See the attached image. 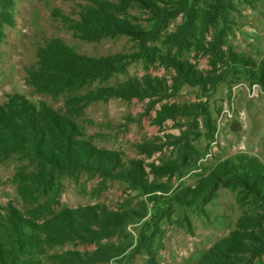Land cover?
<instances>
[{"label": "rangeland", "instance_id": "1", "mask_svg": "<svg viewBox=\"0 0 264 264\" xmlns=\"http://www.w3.org/2000/svg\"><path fill=\"white\" fill-rule=\"evenodd\" d=\"M103 2L117 1L0 0V264H199L229 239L257 244L264 217L250 196L208 179L224 165L264 169V90L224 56L264 63V0H225L222 38L211 29L179 55L206 83L174 88V70L136 59L138 45L128 36L77 37L80 14ZM156 2L200 10L213 0ZM124 17L144 29L154 23L135 5ZM183 20L178 14L166 31ZM52 42L125 70L81 86H50L39 54ZM149 46L170 52L161 42ZM128 83L139 85L137 95L106 96ZM177 105L183 113L158 114ZM50 114L68 123L78 146L111 156L109 172L90 169L94 161L60 168L44 160L47 137L33 142L26 127L52 131ZM236 255L237 264H264V251Z\"/></svg>", "mask_w": 264, "mask_h": 264}, {"label": "trees", "instance_id": "2", "mask_svg": "<svg viewBox=\"0 0 264 264\" xmlns=\"http://www.w3.org/2000/svg\"><path fill=\"white\" fill-rule=\"evenodd\" d=\"M116 1V3H99L98 6L87 8L82 12L79 20L72 26L77 37L88 42H97L105 37L126 35L138 45L136 59L142 60L146 64L158 62L174 70L172 88L184 83L193 82L198 85L206 83L203 74L195 70L189 61L181 59L179 55L188 51L192 46H196L199 38L209 33L211 29L216 35H219L220 39L222 38L218 28L219 18L224 7L229 6V2L213 0V3L200 10L193 7L165 10L158 7L156 0ZM133 5L151 13L154 23L149 29L133 24L124 17L128 8ZM180 13L184 14L183 22L177 26L176 30L166 31L169 21L175 19ZM157 42L168 45L170 52L166 55L158 54L155 51L156 47L149 46ZM224 56L230 65L238 64V67L244 68L250 78L264 90V63L256 64L244 59H237L230 51H227ZM39 58V64L44 66L48 72L50 86H56L59 83H74L81 86L87 80L96 78L105 80L113 73H123L125 70L122 65L113 64L108 59L80 56L60 42H52L46 50L40 52ZM146 86L153 87L151 83H146ZM139 91V85L128 83L124 86L107 89L106 96L129 98L131 95H137ZM165 108L163 107L162 111L158 113L163 112L165 114L163 118L170 116L171 112L180 114L184 112V107L180 105L174 106L175 111L170 110L166 113H164ZM46 123L52 128V131L50 130L46 134L42 133L39 125H35V123H29V126L26 127V132L33 142L40 140L39 138H48L43 146V153L40 154L44 160L60 168L71 165L80 168L88 167L91 166V161H94L98 162V166L89 167L90 169L102 174L109 172L107 168L113 161L111 156H97L95 150H85L78 146L77 141L68 135L67 126L70 127L68 123H63L62 118L50 114L46 117ZM112 167L115 165L113 164ZM234 168L238 169L236 178L233 175ZM208 181L209 185L222 182L224 186H229L232 183L240 187L250 196L254 207L260 210L264 217V169L260 168L258 163L256 165L244 163L237 167L234 164L229 167L224 165ZM263 251L264 238L262 237L257 244L249 245H239L238 242L235 243L229 239L222 245L211 249L199 264H237L239 257L236 254L249 253L252 257H259ZM233 254L235 255L233 256Z\"/></svg>", "mask_w": 264, "mask_h": 264}]
</instances>
